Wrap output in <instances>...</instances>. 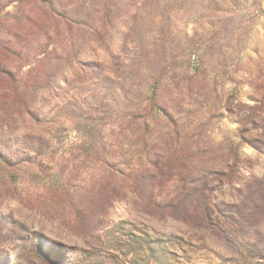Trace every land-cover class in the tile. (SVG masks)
Instances as JSON below:
<instances>
[{
    "label": "rangeland",
    "instance_id": "1",
    "mask_svg": "<svg viewBox=\"0 0 264 264\" xmlns=\"http://www.w3.org/2000/svg\"><path fill=\"white\" fill-rule=\"evenodd\" d=\"M6 263L264 264V0H0Z\"/></svg>",
    "mask_w": 264,
    "mask_h": 264
},
{
    "label": "trees",
    "instance_id": "2",
    "mask_svg": "<svg viewBox=\"0 0 264 264\" xmlns=\"http://www.w3.org/2000/svg\"><path fill=\"white\" fill-rule=\"evenodd\" d=\"M74 55H75V57H78L76 52H74ZM61 72H62L61 70L56 71L57 76H59V74ZM160 84H161V79L156 78L151 85V89H150L151 92L149 95V102H150L151 107H154L157 104L158 91L160 89ZM102 147H105V146H102ZM104 149H106V147ZM236 167H237V163H231V164H228L226 166V172H224V170H215L214 171V174L220 180V184L224 183V182L232 183V182H235L238 180L239 176L237 175V168ZM140 169L142 170V169H144V167H141ZM223 177H224V179H222ZM214 202L216 203V199ZM45 252L47 253V255H49V254L51 255V253H49V251L47 249H45ZM31 255L38 256V258L41 259L40 254H39V250L36 247V245H32L30 248H28V251H27L26 256H25V259H27V257H28V262H32L29 258V256H31ZM41 261H42V263L44 262L43 259H41ZM6 264H11V263H6Z\"/></svg>",
    "mask_w": 264,
    "mask_h": 264
}]
</instances>
